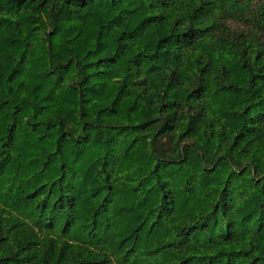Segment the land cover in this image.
<instances>
[{
    "label": "trees",
    "instance_id": "1",
    "mask_svg": "<svg viewBox=\"0 0 264 264\" xmlns=\"http://www.w3.org/2000/svg\"><path fill=\"white\" fill-rule=\"evenodd\" d=\"M251 1L0 0V264H264Z\"/></svg>",
    "mask_w": 264,
    "mask_h": 264
},
{
    "label": "rangeland",
    "instance_id": "2",
    "mask_svg": "<svg viewBox=\"0 0 264 264\" xmlns=\"http://www.w3.org/2000/svg\"><path fill=\"white\" fill-rule=\"evenodd\" d=\"M264 0H252L243 11L235 9V13L224 17V31L235 33V37H248L264 45V14L261 13ZM163 143H169L170 137H162ZM81 151H93V148H84ZM186 151H201L188 148ZM206 151V150H205Z\"/></svg>",
    "mask_w": 264,
    "mask_h": 264
}]
</instances>
